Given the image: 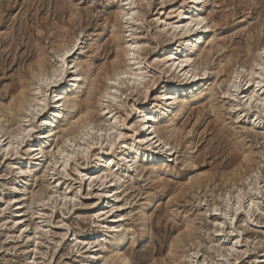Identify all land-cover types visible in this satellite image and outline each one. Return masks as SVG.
Wrapping results in <instances>:
<instances>
[{
    "label": "rangeland",
    "instance_id": "obj_1",
    "mask_svg": "<svg viewBox=\"0 0 264 264\" xmlns=\"http://www.w3.org/2000/svg\"><path fill=\"white\" fill-rule=\"evenodd\" d=\"M197 2L0 0V264H264V70L260 84H245L242 71L264 46V0H207L214 41L209 53L192 54L207 75L166 115L159 95L183 76L175 79L164 57L178 42L177 21ZM125 49L134 51L130 63ZM117 58L118 70L138 64L143 79L114 78ZM72 61L81 64V102L59 107L55 135L34 161L27 145L41 131L50 90L33 73L40 62L46 73L67 64V73ZM235 69L238 87L228 94ZM21 92L31 104L44 98L43 113L19 107ZM144 108L161 121L170 156L159 148L147 156L138 130ZM86 111L95 129L65 135ZM108 122L114 130H98ZM20 125L32 128L29 136L21 138Z\"/></svg>",
    "mask_w": 264,
    "mask_h": 264
},
{
    "label": "bare ground",
    "instance_id": "obj_2",
    "mask_svg": "<svg viewBox=\"0 0 264 264\" xmlns=\"http://www.w3.org/2000/svg\"><path fill=\"white\" fill-rule=\"evenodd\" d=\"M191 2H194V0H191ZM206 2H207V0H198V2L195 3V5H194L193 10L191 9V11H187L185 13L187 16L186 17L183 16L184 18L182 17L180 20L177 21V24L181 29L176 30L177 26H175L174 30L171 32V35L173 38H175L176 36L179 35V39H177L178 42L175 43L173 47H169V46L167 47V51H168L167 53L165 50L166 55L164 57V62L168 65V71H173L174 73L178 74L177 76H174L175 79L178 77H181V76H183V77L180 80V82L176 85L173 82L168 83L166 85L164 92L162 91V93L159 95V97L161 98V101H163V103H162V105H160V107L162 109V112H164L166 115H168L171 111H173V108L177 104L179 95L183 91H185L188 88H194V89L198 88L199 85L201 84V81H203V78H205L207 75V69L206 68L205 69H199V67L192 64L193 63L192 54H196V51L201 50V49L205 50L209 53V51L212 48L211 44L214 41V38H210V34H208L211 32L212 25L207 20L208 9L206 8L207 5L205 6ZM180 14H181V12L178 13V15H180ZM168 24L171 25L172 23H168ZM205 44H207V45H205ZM75 47H76L75 43H73L71 47H68V46L63 47L62 51L59 53V57L62 59V62H63V60H65L66 58L69 57V55L71 54V52H73V49ZM131 51H129V49H125V51H124V55H125V57H127L128 63H130L131 59H133L131 56L132 54L130 53ZM132 52L134 53V51H132ZM262 53H264V46H262L258 50L257 55L254 56V58L252 59L251 64H250V68H248V69L243 68L242 69V71L244 70L246 72V76H247V78L245 79V84H248L252 80H254V82L256 84L262 83V80H261V78L263 76V70L262 69H264V67H263L264 66V55H262ZM62 62L58 67L53 68L50 73L45 72L44 66L40 62L38 64V71H34V73H33L36 81L42 82L47 87V89L50 90V94H49L50 106L48 105L49 107L46 110L44 117L41 119V122H42L41 123V127H42L41 131L39 132L38 137H36V139L28 142V145H27L29 150H31L32 158L34 161H39L43 157L45 149H46L45 145L47 143V139L49 137L55 135L54 130L56 127H53V126L56 123V121L62 117V113L59 111V107H61V105H64L66 107L68 104L69 105H77L79 102H81L78 95H77V92H78L79 88L81 87L82 79H83L82 74L80 72H78V67L81 65L80 61L75 62V63L72 61L70 63V64H72L70 66L71 71H68L67 73H66V67H65L67 64L64 65ZM118 64H119V61L117 58L114 61L113 66H112V67H114V70H115L114 78H117L119 75H122V74L125 75V73H126V75L128 73L129 76H131L132 80H138V79L143 77V70L140 66H138V64L136 65V64L132 63L131 64L132 67L130 68L129 71H126L123 69L118 70L116 68L117 66H119ZM240 75H241V71H238L237 69H235L229 78L228 85L230 88L227 90L226 93L230 94L232 89H236L238 87ZM113 81H114V79H113ZM110 88L111 87L106 88V90L103 92L104 98H105V95H106V97L108 95H110V91H111ZM72 93H74L73 96H71ZM208 95H211V93H208ZM248 98H251V96H248ZM33 103L32 104L30 103L29 96H27L25 94V92H21V95L17 97V105H19V107H23L26 104L29 107L32 106L33 110H35L37 113H40V114L43 113L44 109H46L45 108L46 107V101L44 98H41V97L36 98L35 102L33 101ZM188 104H190V103H184L182 105L181 109L185 105H188ZM140 112H141V114L139 115L140 119H139V123H138V126H139L138 130L140 133H142V136L140 137L139 141L148 143L147 146L152 148V150H150V152L147 156L154 157V153H155L154 150L157 148H159V150H161L165 153H169L168 156H170L172 149H173V146H171V143L169 141V137L167 139H162L159 136V131L161 129V125H160L161 121L157 120L155 110L152 108H144ZM13 116H14V114H13ZM169 121H171V118L167 122H169ZM92 125H93L92 117L90 116V113L86 111L83 114H81L74 122L70 123L67 126V128H66L67 132L65 133V135H68L74 129H76L79 133H81V135H83L86 132L88 133L89 130L91 131L92 128H94V126H92ZM0 127H1V122H0ZM113 128H114L113 123L107 124V126L104 128L100 127V129H98V127H97V129L99 131L105 130L104 132L109 131V130L110 131L114 130L115 128L114 129ZM19 130H20V128H19ZM21 131H22L21 136H23L21 138H25L26 136L30 135L32 128L27 125L25 127H22ZM18 133H20V132H18ZM17 135L18 134H16V136L15 135L14 136L17 137ZM120 135H121V132L119 131L117 133V135H115L116 137L113 138V140L111 139L112 141L110 140L109 147H108L109 149L112 148L114 142L120 137ZM12 136L13 135H10V137H12ZM3 137L4 136L0 135V142L2 141ZM80 137H77V139H79ZM68 140L70 141L69 138H66L65 143H67ZM65 143H63V144H65ZM63 148H66V147H63ZM57 150L62 151L63 149L59 148ZM137 150L138 149L133 148V151L138 152ZM47 153H49V152H47ZM67 154H69V153H67ZM145 154L146 153H144V155ZM100 159H103V158H100ZM34 161H32V162H34ZM112 161H113V159H111L110 157L104 158L101 161L102 163L97 164V168L96 167L95 168H96V170L98 169L97 171H99V170L101 171L103 168H105L107 166L106 165L107 163L110 164V163H112ZM128 162H130L129 166H131V168L133 167L134 170L137 169V167L134 166V158L133 157H131ZM30 165H31V161L24 162L25 167H29ZM104 165H106V166L103 167ZM142 167L145 168L146 165L144 164V165H142ZM19 172L22 175H26L25 169H21ZM110 173L111 172H109V174ZM106 175H107V173H106ZM121 185H122V183H121ZM110 190L111 191H109V192H112L113 189H110ZM238 194H241V193H238ZM239 197L240 196L238 195V196H236L235 199L238 200ZM107 198H109V197H107ZM115 207H117V206H115ZM113 208L114 207H111V209H113ZM116 220L120 222L122 220V215H118Z\"/></svg>",
    "mask_w": 264,
    "mask_h": 264
},
{
    "label": "snow or ice",
    "instance_id": "obj_3",
    "mask_svg": "<svg viewBox=\"0 0 264 264\" xmlns=\"http://www.w3.org/2000/svg\"><path fill=\"white\" fill-rule=\"evenodd\" d=\"M126 19H129L130 17H125ZM262 55H264V53H262ZM264 70V69H262ZM238 209H239V205H237Z\"/></svg>",
    "mask_w": 264,
    "mask_h": 264
}]
</instances>
